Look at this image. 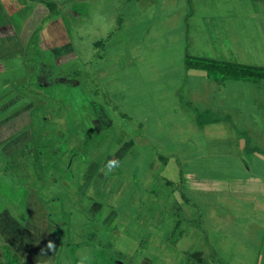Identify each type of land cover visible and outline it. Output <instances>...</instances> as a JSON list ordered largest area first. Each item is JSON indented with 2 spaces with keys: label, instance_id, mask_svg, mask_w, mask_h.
<instances>
[{
  "label": "rangeland",
  "instance_id": "374dc122",
  "mask_svg": "<svg viewBox=\"0 0 264 264\" xmlns=\"http://www.w3.org/2000/svg\"><path fill=\"white\" fill-rule=\"evenodd\" d=\"M143 1L11 0L0 14V44L5 35L26 49L0 61V261L8 246L31 264L253 260L244 233L261 231L264 206L185 194L196 210L163 179L160 155L194 147L148 140L162 133L159 116L141 111L146 68L130 72V25L155 10ZM139 43L145 51V35ZM194 245L206 252L191 253Z\"/></svg>",
  "mask_w": 264,
  "mask_h": 264
},
{
  "label": "crops",
  "instance_id": "0c3cea01",
  "mask_svg": "<svg viewBox=\"0 0 264 264\" xmlns=\"http://www.w3.org/2000/svg\"><path fill=\"white\" fill-rule=\"evenodd\" d=\"M10 1L0 0L1 15L7 13ZM142 4L155 10L130 25L135 35L130 72L132 77L142 66L146 68L141 111L159 116L153 124L162 133L148 140L188 142L187 147L192 142L194 147L193 155L185 157L160 155L165 183L175 187L183 202L196 210H200L198 204L185 200V194L212 192L224 198L233 196L235 202H254L256 209L264 206V79L215 76L186 65L189 55L264 67V0H144ZM159 20H166L169 26L155 30ZM143 35L148 44L145 51L139 43ZM5 37L0 61L9 60L11 53L25 55L23 41H5ZM204 114L210 117L199 119ZM146 122L150 124V120ZM220 143L221 148L216 146ZM35 197L33 204L39 207ZM246 222L249 228L253 226V220ZM257 232L244 233L253 244L249 245L253 250L247 249L253 254L250 264H264V221ZM194 248L191 253L197 250ZM223 255L217 264H234Z\"/></svg>",
  "mask_w": 264,
  "mask_h": 264
},
{
  "label": "trees",
  "instance_id": "16d2710c",
  "mask_svg": "<svg viewBox=\"0 0 264 264\" xmlns=\"http://www.w3.org/2000/svg\"><path fill=\"white\" fill-rule=\"evenodd\" d=\"M187 67L200 68L207 70L211 75H221L223 77H234V78H250V79H264V67L250 66V65H240L230 62H222L213 59L187 56L186 58ZM181 220L178 221L180 226ZM200 253L194 252L193 254ZM6 259L0 261V264H31L25 260H22L20 255L12 250L11 247L6 249Z\"/></svg>",
  "mask_w": 264,
  "mask_h": 264
},
{
  "label": "clouds",
  "instance_id": "9594fccd",
  "mask_svg": "<svg viewBox=\"0 0 264 264\" xmlns=\"http://www.w3.org/2000/svg\"><path fill=\"white\" fill-rule=\"evenodd\" d=\"M116 164V161L115 160H112V161H109V164H108V171L111 172L112 171V168L113 166ZM45 248L48 250V251H52L55 249V244L53 241H48V243L45 245ZM42 253L45 251L44 249L41 250Z\"/></svg>",
  "mask_w": 264,
  "mask_h": 264
}]
</instances>
